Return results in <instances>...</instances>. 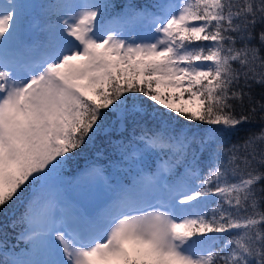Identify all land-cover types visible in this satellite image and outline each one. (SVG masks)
<instances>
[{"label":"snow or ice","instance_id":"obj_1","mask_svg":"<svg viewBox=\"0 0 264 264\" xmlns=\"http://www.w3.org/2000/svg\"><path fill=\"white\" fill-rule=\"evenodd\" d=\"M17 203L0 264H264V0H2L0 213Z\"/></svg>","mask_w":264,"mask_h":264},{"label":"trees","instance_id":"obj_2","mask_svg":"<svg viewBox=\"0 0 264 264\" xmlns=\"http://www.w3.org/2000/svg\"><path fill=\"white\" fill-rule=\"evenodd\" d=\"M34 2H40V0H22V3L25 4L34 3ZM136 2H148V0H136ZM257 97L259 98V91L257 92ZM149 103L152 102L149 101ZM179 103H183V101H180ZM207 127H208L207 125L198 124L197 122H193L190 125L191 131L197 135L201 133L202 129ZM257 130H258L257 125H244L241 126V128L238 131L232 133L227 139L231 143H236L237 141L243 140L250 132ZM105 143H106L105 134L101 132L96 138V146L103 147ZM93 156H94V151L91 148L86 149L83 153H81V155L75 156L74 159L70 161L69 164L66 166L64 180L66 181L68 186V193L71 194L74 193V190L72 188L73 186L72 181L75 180L79 171L91 161ZM19 207L20 205L19 203H17L13 206V208L10 211L6 213H0V233L7 235L10 245L14 243V233L12 232L11 228L8 227V224L9 221H11L13 216L16 214V209ZM0 238H2V235H0ZM21 247H23V245H21Z\"/></svg>","mask_w":264,"mask_h":264},{"label":"rangeland","instance_id":"obj_3","mask_svg":"<svg viewBox=\"0 0 264 264\" xmlns=\"http://www.w3.org/2000/svg\"><path fill=\"white\" fill-rule=\"evenodd\" d=\"M0 2H2V0H0ZM19 2H20V0H19ZM75 181V180H74Z\"/></svg>","mask_w":264,"mask_h":264}]
</instances>
